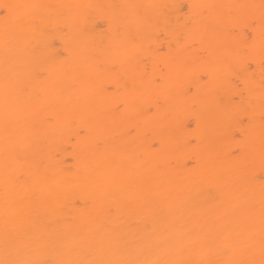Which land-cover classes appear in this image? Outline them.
Masks as SVG:
<instances>
[{
    "label": "bare ground",
    "instance_id": "obj_1",
    "mask_svg": "<svg viewBox=\"0 0 264 264\" xmlns=\"http://www.w3.org/2000/svg\"><path fill=\"white\" fill-rule=\"evenodd\" d=\"M32 4L53 6L42 23L28 8L5 7ZM262 4L0 0V259L6 77L25 87L23 102L31 105L9 122L10 130L19 126L22 142L8 171L29 189L17 243L27 244L29 235L53 237L42 258L56 259L65 238L96 224L143 247L145 258L157 245L175 253L210 229L226 235L232 220L213 222L209 210L238 205L245 191L258 215ZM111 5L139 6V15ZM108 208L119 214L108 215ZM202 259L215 264L221 256Z\"/></svg>",
    "mask_w": 264,
    "mask_h": 264
},
{
    "label": "snow or ice",
    "instance_id": "obj_2",
    "mask_svg": "<svg viewBox=\"0 0 264 264\" xmlns=\"http://www.w3.org/2000/svg\"><path fill=\"white\" fill-rule=\"evenodd\" d=\"M6 8L16 9L25 7L30 9L28 15L38 18L42 23L53 7L50 5H6ZM55 7H65L58 5ZM113 8H127L132 10V15H139L136 5H111ZM264 9V4L261 5ZM43 10V12L41 11ZM264 16V13H262ZM17 21H13V24ZM35 29L33 22L30 26ZM5 32H8L6 21ZM18 36H22L18 34ZM7 59L8 49L5 50ZM15 94V101L9 102L10 94ZM25 87L21 84H12L6 77L4 83L5 94V128L2 137L5 154V224L3 231L4 258L0 264H205L202 257L211 252H218L221 259L215 264H264V184L260 187L259 214L257 215L256 202L252 200L247 191L239 193L240 203L231 206L226 202L223 209H210L209 215L213 222L228 218L232 220L234 227L226 230L227 234L215 233L210 229L209 235L204 239L191 240L188 247L182 248L175 253L171 249H165L157 245L152 250V255L145 258L143 247L132 248L123 242L122 237L114 236L112 232L102 224H96L81 235L80 230L72 232L59 244L60 254L54 260L42 258V253L56 240L49 236L33 238L28 236V243H17L20 234L24 232V221L21 219L23 201L29 189L25 186L20 176L9 174L8 160L18 159L17 145L22 141L19 137V126L10 130V121H19L31 105L23 102ZM110 196V193H103ZM119 208L115 212L107 209V214L117 216ZM188 235H191L189 233Z\"/></svg>",
    "mask_w": 264,
    "mask_h": 264
}]
</instances>
